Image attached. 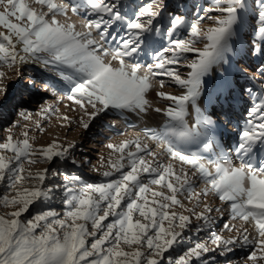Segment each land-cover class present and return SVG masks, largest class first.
Returning a JSON list of instances; mask_svg holds the SVG:
<instances>
[{
    "label": "snow or ice",
    "instance_id": "6c2138e0",
    "mask_svg": "<svg viewBox=\"0 0 264 264\" xmlns=\"http://www.w3.org/2000/svg\"><path fill=\"white\" fill-rule=\"evenodd\" d=\"M256 5L212 0L204 15L190 22L170 11L168 0H149L131 13L122 11L121 0H0V64L18 77L21 66L39 64L65 81L67 100L89 117L80 120L84 129L109 110L146 113L152 91L169 102L154 109L166 118L161 129L143 131L158 151L140 136L109 143L106 147L117 155L107 160L110 170L102 173L107 180L101 183L65 174L63 184H49L48 168L33 172L30 166L66 160L75 144L53 141L37 148L28 131L16 139L9 129L0 142V184L8 190L0 196V207L7 209L0 214V264H212L215 256L210 262L206 254L226 256L237 246L254 248L245 264H264V91L248 109L235 159L222 148L214 160L186 150L200 143L205 150L212 146L214 122L197 102L204 78L227 63L245 17L253 21L248 50L261 60L257 71L264 76V0ZM78 16L85 18L77 22ZM205 19L211 21L207 27ZM149 48L152 62L142 63L139 58ZM188 53L195 58L188 60ZM181 67L189 69L186 75ZM165 77L181 94L157 90L166 86ZM7 79L8 72L0 70L4 97ZM190 108L196 113L191 126ZM51 111L58 109L49 105L40 113ZM19 115L29 118L26 110ZM37 128L44 130L39 123ZM71 163L79 164L75 158ZM51 175L58 173L51 170ZM195 181L204 184L199 192ZM61 189L63 208L57 211L47 202ZM210 195L228 206L231 221L241 222L240 227L223 225L221 233L235 235L210 231L211 214H224L207 203ZM181 197L195 205L187 207ZM186 230L207 232L208 239L174 258L171 252Z\"/></svg>",
    "mask_w": 264,
    "mask_h": 264
},
{
    "label": "rangeland",
    "instance_id": "374dc122",
    "mask_svg": "<svg viewBox=\"0 0 264 264\" xmlns=\"http://www.w3.org/2000/svg\"><path fill=\"white\" fill-rule=\"evenodd\" d=\"M121 2L126 6L122 9V11L131 13L137 5H142L143 3L149 2V0H121ZM168 2L171 6L170 11H175L176 14L185 15L191 22L194 21L198 15H204L202 9L211 6L212 0H168ZM248 3L253 8L257 6L256 0H248ZM177 5L180 6L177 7ZM0 11H2V9H0ZM81 11L83 12V10ZM216 14L217 13H210V15ZM83 18L85 17H74L77 22ZM252 23L253 21L250 17H245L243 25L239 29V35L232 45V52L227 55V63H221L214 66L213 70L204 78L205 83L203 85L202 95L197 102L202 114L207 117V111H215L216 106H211V104L214 103L213 100L215 98L221 95L220 91H218L221 86V82L227 77L229 80V76L232 73L233 75L241 76L240 79L231 80L236 85V88H232L230 91L231 96H228V98H230V106L226 107V110L229 111V115H227L228 117L226 115H222L224 109L220 108L218 110V115H216L214 119L209 118L215 124L221 125L225 122L229 125L230 131L228 132V135H226V133L223 136L224 139L228 136L229 143L235 141V137L236 139L239 138V133L246 126L247 119L249 118L248 109H250L256 102L257 95H259L261 91H264V76H261L259 71H257L261 60L252 54H250L247 59H238L243 54L241 44L246 40V36L249 37L252 31ZM202 24L204 27H207L211 24V21L205 19ZM155 47L159 48L160 45L157 44ZM195 55V53L186 54L188 60L194 59ZM139 59L145 64L152 62L151 49L149 48L146 53H142V57ZM0 70L6 71L9 74V79L5 81V83L9 85L8 95L7 97L0 95V142H4L6 140L7 136L10 134L9 129H11V135H13L16 139H23L21 134L24 131H28L30 143L37 148L47 146L53 141H57L65 147L71 143L75 144L74 148L69 149L68 159L66 160L62 161L59 158H55L48 164H36L30 166L33 172L43 168H48L50 170L48 180L49 184H63L65 174L68 176H78L86 183L106 182L107 178L103 177L102 173L110 170L107 167V160L110 157L115 159L117 155L106 147L109 143L119 144L123 140L134 139L135 137L140 136L144 142L149 145V148L153 151H158L153 141L146 140L143 137L144 129L150 128L159 131L164 124L162 121L165 117L162 113L155 112L154 109L157 107L165 108L169 102L163 101L157 97L156 91L149 93L148 99L151 101V107L146 113L125 112L121 114L117 111L109 110L106 113H102L94 120H91L89 127L84 129L80 125V120L83 119L88 121L89 117L85 115L84 111L74 102L67 100L66 97L70 89V85H68L65 81H62L59 77L52 78L51 73L45 69L42 70L43 72L37 70L34 64L21 66V75L19 77L5 65L0 64ZM180 71L181 74L186 75L189 69L181 67ZM29 73H31L33 77H37L36 79L33 78V88H29V84L27 85L33 92L29 89L22 90V86L25 87ZM43 73L45 76H42ZM40 77H44L45 81H42L41 85H38L40 83ZM164 79L166 81V86L163 89H157L158 91H164L175 95L181 94L183 91L182 89L174 84H171L169 82V78L165 77ZM50 85L53 87H50ZM34 89H39V92ZM249 90L251 91V94H249ZM29 91L33 94H29ZM26 94H29L31 98L34 97L29 110L26 112L29 115V118L24 119L23 117H15L17 114L16 108L23 103V99H25ZM235 95L239 96L242 105L240 109L233 111L234 106L232 105L231 100L235 97ZM49 105H51L54 110L58 109V111L40 113L42 107H47ZM90 110L91 109L89 108V111ZM191 111L194 113H191ZM191 114H195V116ZM234 115L237 116L236 119L233 118ZM65 116L69 117L70 120L63 119ZM195 118L196 113L190 108L189 116L187 117L189 126L195 123ZM37 123H39V125L44 129L43 131H40L39 128H37ZM16 124H18V126L13 127V125ZM237 142L238 140L235 141L236 144ZM91 145L92 147H90ZM230 148L234 152V146L231 145ZM8 154L10 155L11 153ZM72 158H75L79 164H72ZM233 158L235 159V156ZM161 159L164 158L161 157ZM236 162L238 163V161ZM25 166L29 167L27 164ZM176 167H179L178 162H176ZM51 170H55L58 175L53 177L51 175ZM203 187L204 184L202 181H195V191L199 192ZM6 191H8L6 185L0 184V196L5 194ZM62 195V189L54 192L52 199L47 202L48 206L60 211L63 208L61 203ZM181 199L187 207H193L195 205L194 200L189 203L185 197H181ZM207 203L214 208L221 207L224 210L223 215H225V217H221V214L216 212L211 214L214 221L217 220L219 223L213 225L214 228H217L216 233H221L223 225L226 222L229 224L234 223L237 227L241 226L240 221H231L228 206L222 204L218 198L210 195L207 197ZM177 210L180 211L179 209ZM197 210L199 211L202 209L198 208ZM5 211H7V209L0 207V214ZM33 211H35V209H33ZM221 234L224 235L225 238L235 235L234 232L230 233L226 230ZM207 239V232L197 234L194 230H186L184 238L179 240L180 246L181 243L185 241L182 251H178L180 246H176L178 244L177 243L174 245V251L172 250L171 255L176 258L183 254L188 247L194 246L195 241ZM239 248H242V250L239 251ZM235 249H237L235 264H245L246 257L254 250L253 246H237ZM206 255L210 262L211 257L215 256L216 259L212 262V264L228 263L227 259L229 257L220 256L219 251L208 253ZM193 264H201V262L194 260ZM248 264H251V262H248Z\"/></svg>",
    "mask_w": 264,
    "mask_h": 264
},
{
    "label": "bare ground",
    "instance_id": "6f19581e",
    "mask_svg": "<svg viewBox=\"0 0 264 264\" xmlns=\"http://www.w3.org/2000/svg\"><path fill=\"white\" fill-rule=\"evenodd\" d=\"M248 39H249V37L248 36H246V40L241 44V48H242V50H243V54L238 58V59H247L249 56H250V52H249V50H248ZM236 56H238V55H236ZM142 57V54H141V56H140V58ZM27 65H29V64H27ZM32 65V64H31ZM35 65V68H37V70H40L41 72H43L42 70H44L43 68H42V66L41 65H39V64H34ZM23 66H26V65H23ZM219 71V70H218ZM218 71H215V72H218ZM42 76H45L44 75V73L42 74ZM36 79L37 77H33V75H31V73H29L28 74V78H27V80H26V83H25V87L24 86H22V90H28L29 88H33L32 87V85L34 84V79ZM241 78V76L240 75H233V73L229 76V80H228V77L225 79V80H223L222 82H221V86H220V88L218 89V91H220V93L223 91V92H225V89H226V87H224L226 84H230L233 88H236V85L234 84V82H232L231 80H234V79H240ZM39 80H40V83L38 84V85H41V82L42 81H45V78L44 77H40L39 78ZM29 84V88H28V85ZM27 86V87H26ZM29 90H31V89H29ZM35 91H38L39 92V89H34ZM32 91V90H31ZM31 91H29V94H33ZM29 94H26V96H25V99H23V103L21 104V105H19L17 108H16V110H17V114L15 115V117H21L20 115H19V113L22 111V110H26V112L29 110V108H30V105H31V103H32V100H34V97H30V95ZM229 96H231L230 95V92H229ZM31 100V101H30ZM214 103H212L211 104V106H216L215 107V111L214 112H211V111H207V113H206V115H207V118H215V116L216 115H218V110L220 109V108H223L224 110H223V114L222 115H229V111H227L226 110V107L227 106H230V98H228V95L227 94H223V93H221V95L220 96H218L217 98H215L214 100ZM212 101V102H213ZM232 105L234 106L233 107V111H235V110H238V109H240L241 108V105H242V103L240 102V98H239V96L238 95H235V97H233L232 98ZM191 113H194L193 111H191ZM191 115H193V116H195V114H191ZM228 117V116H227ZM233 118H237V116H235L234 115V117ZM5 119H6V115H5ZM166 119V118H165ZM165 119L162 121L163 123L165 122ZM218 127H221L222 129L223 128H225V129H228V130H230V127H229V125L227 124V123H222L221 125H218V124H213V126H212V129H213V131H217V129H218ZM220 128V129H221ZM226 133H224V135H225ZM226 135H228V133L226 134ZM211 139H212V146L209 148V149H207V150H205L204 149V147H203V143H200V144H198V145H192V146H189L186 150L187 151H192V152H200L201 153V155H203L206 159H212V160H214V159H216L217 158V156H218V154H219V152H220V150H221V148L226 152V153H228L229 155H231V156H235L234 154V152L232 151V149L230 148V146L231 145H233L234 147H235V145H236V143H235V141L236 140H238V138L236 139V137H235V141H232L231 143H229V141H228V136H227V138H223V136H221L220 138H218V139H215V138H213V137H211ZM235 143V144H234ZM225 146H228V147H225ZM90 147H92V145L90 146ZM84 152H86V151H84ZM83 152V153H84ZM89 152H91V151H89ZM94 157H95V155H94ZM88 158V157H87ZM87 160H89V159H87ZM86 160V161H87ZM91 160V159H90ZM80 171H82L81 169H79ZM221 217H225V215H223V216H221ZM214 224H219L218 223V221L217 220H215V222H214ZM213 224V225H214ZM216 230H217V228H212L211 229V231H213V232H216ZM183 241V240H182ZM180 243V242H179ZM177 244L176 246H180V244ZM184 243H185V241H183V243H181V246L178 248V251L180 252V251H182V249H183V246H184ZM177 249V248H176ZM236 250L237 249H234V251L233 252H231V253H228L226 256H228L229 258L227 259V261H228V263L227 264H235L236 263V260H235V255H236ZM240 250H242V248H239V251ZM174 251V250H173ZM224 257V256H223ZM224 260H226V259H224ZM226 261V262H227Z\"/></svg>",
    "mask_w": 264,
    "mask_h": 264
}]
</instances>
